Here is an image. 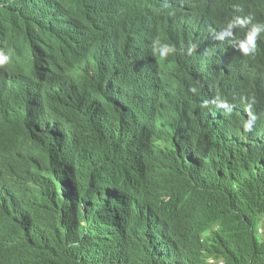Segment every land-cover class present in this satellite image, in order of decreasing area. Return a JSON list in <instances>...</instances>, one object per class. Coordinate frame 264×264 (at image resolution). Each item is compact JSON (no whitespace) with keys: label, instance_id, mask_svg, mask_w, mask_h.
Listing matches in <instances>:
<instances>
[{"label":"trees","instance_id":"16d2710c","mask_svg":"<svg viewBox=\"0 0 264 264\" xmlns=\"http://www.w3.org/2000/svg\"><path fill=\"white\" fill-rule=\"evenodd\" d=\"M182 10L198 19H179L176 12ZM235 17L264 23V0H0V38L14 49L5 50L10 61L0 67V140L23 138L37 152V163L25 174L16 199L21 206L34 192L35 224L23 239L17 224L2 222L4 263L17 264L10 261L14 249L24 253L26 264H200L197 259L210 264V258L264 264V235L258 233L264 219V149L240 139L198 145L206 134L217 138V132H209L212 124L182 127L174 118L187 113L184 120L201 122L206 92L237 91L239 86L264 99V81L213 43L207 53L223 60L207 84L203 68L184 61V46L196 44L195 33L201 44L200 34L218 33ZM156 37L176 52L165 60L153 56ZM257 42L264 47V39ZM23 49H31L35 62ZM229 71L241 77L237 85L225 79ZM197 72L204 81H195ZM158 76L170 82V94L151 110L157 111L156 137L147 140L134 164L147 202L167 223L178 225L194 252L178 256L167 251L165 258L158 250L140 256L134 247L115 249L110 236H117V220L109 216V206L101 216L84 212L76 194L61 184L75 170L125 165L123 141L136 135L137 109L150 111L143 93ZM41 97L51 111L76 115L72 145L85 159L65 139L51 143L37 136L30 111L20 107L28 108L29 98L42 102ZM208 112L220 114L214 102ZM70 179L78 180L75 175ZM48 191L56 203L47 201ZM0 216L5 217L1 210Z\"/></svg>","mask_w":264,"mask_h":264},{"label":"clouds","instance_id":"9594fccd","mask_svg":"<svg viewBox=\"0 0 264 264\" xmlns=\"http://www.w3.org/2000/svg\"><path fill=\"white\" fill-rule=\"evenodd\" d=\"M176 15L182 19L194 14L190 10H182L176 12ZM195 17L197 18V16ZM236 29L246 30L245 36L234 34ZM198 37L199 34L195 33L196 44L184 46V61L202 67L206 82L210 81L213 72L218 73L215 69L223 60L222 56L215 57L207 53L211 49L209 44L212 43L216 50L224 56L246 65L256 80L264 81V47H259L257 42L258 38L264 39V23H252L251 18L235 17L228 21L218 33L211 29L209 33L205 32L203 37L200 34L201 44H198ZM5 50L14 49L8 45L6 39L0 38V67H4L10 61V55ZM151 52L158 59L165 60L174 54L176 49L173 45L164 43L159 37H156L152 41ZM23 55L35 62L31 49H23ZM208 66L214 70L208 69ZM198 75L200 72L194 75L197 82L200 81ZM225 79L234 85L237 81L242 80L241 77L230 71L226 74ZM150 88L153 90L150 91ZM170 90V82L168 80L160 81L159 76L156 82L148 81L143 95L147 102L145 106L150 111L140 112L141 107L137 109L139 113L137 130L132 133L136 135L130 139L126 138L122 144V146L126 145L125 165L88 168L86 171L75 170L61 180L65 189L76 194L78 205L84 212L101 216L107 212L109 206V216H113L117 220L114 226L118 238L114 236V233H111L110 236L113 247L118 250L134 247L140 256L150 252L156 253L157 250L161 258L167 257V251H172L178 256L194 253L188 241L186 243L182 231L178 230V225L167 223L163 215L157 214L150 202H147L143 196L144 183L141 172L134 164V162L138 163L142 148L147 147V140L156 137L153 128H155L157 111L154 113L151 110L157 104L159 105L160 99L170 94ZM112 91L116 94L118 90L114 87ZM190 91L195 93L197 90L192 88ZM253 94L256 95V102L252 98ZM41 99L42 102H38L29 98L26 102L29 107H20V109L30 111L37 126V136L51 143L65 139L75 154L85 159L79 148L72 145L73 122L77 118L76 115L62 110L51 111L46 100L42 97ZM202 100L201 107L206 108L207 113L202 116L201 122L193 120V118L191 121L184 120L187 113L174 117L182 127H186L191 122L192 125L197 126L201 125L203 121L212 124L209 132H217L215 134L217 138L206 134L196 144H211L212 141H219L218 138H222L220 142L225 143L240 139L248 146L258 148L260 151L264 149V99L262 96L249 93L238 86L237 91L206 92ZM212 102L218 107L220 114L208 112ZM212 127H217L218 130H211ZM36 163L37 152L26 145L23 138L0 140V210L7 218L0 216V226L3 225L2 222L17 224V228L24 232L23 239L31 236L30 228L35 224L32 216L36 196L34 192H31L21 206L16 204V199L23 185L22 180L25 174L33 171ZM48 173L54 175L52 171L48 170ZM72 175H75L78 180H71L70 176ZM77 188L79 189L76 192ZM44 196L48 202L56 203L51 191L45 193ZM86 207L89 208L86 209ZM261 226H263L262 223ZM218 229L219 227L215 228V230ZM262 232L261 229L260 235H264ZM205 239L206 237H203L201 241L204 242ZM10 261L26 264L24 253L14 249L11 250ZM4 262V256L0 252V264H9ZM208 262L224 264L223 260L215 258L208 259ZM196 263L201 264V260L197 259Z\"/></svg>","mask_w":264,"mask_h":264},{"label":"rangeland","instance_id":"374dc122","mask_svg":"<svg viewBox=\"0 0 264 264\" xmlns=\"http://www.w3.org/2000/svg\"><path fill=\"white\" fill-rule=\"evenodd\" d=\"M252 98H254L255 102L257 101V99H256V95H255V94H253ZM262 225H263V226H260L259 234H261V233H260V230H261V229H262V231H263L262 233L264 234V221L262 222ZM261 236H263V235H261Z\"/></svg>","mask_w":264,"mask_h":264},{"label":"bare ground","instance_id":"6f19581e","mask_svg":"<svg viewBox=\"0 0 264 264\" xmlns=\"http://www.w3.org/2000/svg\"><path fill=\"white\" fill-rule=\"evenodd\" d=\"M200 81H204V80H200ZM206 84H207V82H206ZM153 89L152 88H150V91H152ZM45 91H42V93H41V95H44L43 93H44Z\"/></svg>","mask_w":264,"mask_h":264}]
</instances>
